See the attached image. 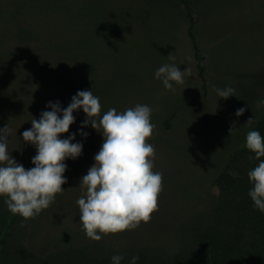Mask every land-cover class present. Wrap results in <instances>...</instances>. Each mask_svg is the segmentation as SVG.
Returning a JSON list of instances; mask_svg holds the SVG:
<instances>
[{
	"label": "rangeland",
	"instance_id": "rangeland-1",
	"mask_svg": "<svg viewBox=\"0 0 264 264\" xmlns=\"http://www.w3.org/2000/svg\"><path fill=\"white\" fill-rule=\"evenodd\" d=\"M191 7L206 90L177 0H0V127L11 125L8 150L19 164L34 167L35 146L19 138L33 118L51 110L49 101L66 108L78 91L92 90L102 113L137 104L153 110L154 134L146 142L156 153L153 171L163 174L158 209L136 229L104 235L100 246L188 241L202 221L197 218L215 202V176L264 116V0H191ZM173 62L181 71L191 69L174 93L154 78ZM214 87H232L236 96L224 100ZM241 107L247 110L237 117ZM73 115L61 138L76 132L83 153L65 161L68 182L54 201L58 216L48 208L25 223L38 230L32 240L40 248L58 244L59 235L66 241L75 232L86 236L76 201L103 136L91 126L83 129L86 139L79 135L86 114Z\"/></svg>",
	"mask_w": 264,
	"mask_h": 264
},
{
	"label": "clouds",
	"instance_id": "clouds-1",
	"mask_svg": "<svg viewBox=\"0 0 264 264\" xmlns=\"http://www.w3.org/2000/svg\"><path fill=\"white\" fill-rule=\"evenodd\" d=\"M170 61L175 57L170 54ZM190 59V58H188ZM191 69L181 71L173 63L161 65L154 78L162 82L166 90L175 92V85L183 84ZM220 98L227 100L235 95L232 87L213 88ZM40 118L31 120L32 127L22 133L23 141L35 146L32 157L34 167L26 169L19 164L8 150L12 134L10 124L0 127V197L4 198L8 210L25 220L34 219L48 209L57 194L65 190L68 159L75 160L83 153V143L76 141L77 133L65 138L75 123L74 112L83 110L86 114L79 135L85 139L89 133L84 128L100 132L103 143L95 154V163L83 175L80 187L85 189L76 203L80 209L79 220L86 236L100 241L104 235L122 233L150 221L158 209V196L163 189V174L154 169L155 149L146 142L154 134L151 121L152 108L137 104L123 112L111 108L102 113L100 98L92 90L78 91L66 108L60 102L49 101ZM246 107L237 109L235 115L243 116ZM253 119L247 121L251 126ZM231 136L235 126L230 130ZM243 147L254 155L249 159L259 161L248 172L251 187L248 196L253 207L264 214V136L258 130L246 134ZM112 264H121L123 255H113ZM139 256H133L129 264H138Z\"/></svg>",
	"mask_w": 264,
	"mask_h": 264
},
{
	"label": "trees",
	"instance_id": "trees-1",
	"mask_svg": "<svg viewBox=\"0 0 264 264\" xmlns=\"http://www.w3.org/2000/svg\"><path fill=\"white\" fill-rule=\"evenodd\" d=\"M177 1L183 5L189 20L187 31L206 90L191 0ZM252 130H258L264 136V116L256 121ZM19 139L23 141V137ZM243 145L230 153L225 166L215 176V202L197 218L202 221L193 225L188 241H178L177 246L171 243H133L111 248L100 246V242L75 232L68 241L59 235L60 240L54 239L58 244L49 242L45 248H40L43 244L32 240L38 230L25 228V223L34 219L25 220L13 215L4 198L0 197V264H112L113 255L124 256L121 264H129L133 256L140 257L138 264H264V214L254 209L248 196L251 187L248 172L259 161L250 160L249 156L254 154ZM58 206L53 203L48 209L54 217L58 216ZM25 236L31 242H27Z\"/></svg>",
	"mask_w": 264,
	"mask_h": 264
}]
</instances>
